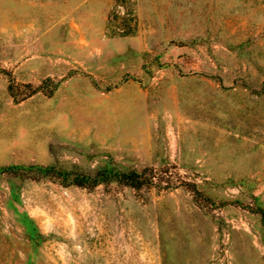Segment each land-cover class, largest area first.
Returning a JSON list of instances; mask_svg holds the SVG:
<instances>
[{"label":"rangeland","instance_id":"1","mask_svg":"<svg viewBox=\"0 0 264 264\" xmlns=\"http://www.w3.org/2000/svg\"><path fill=\"white\" fill-rule=\"evenodd\" d=\"M0 264H264V0H0Z\"/></svg>","mask_w":264,"mask_h":264},{"label":"trees","instance_id":"2","mask_svg":"<svg viewBox=\"0 0 264 264\" xmlns=\"http://www.w3.org/2000/svg\"><path fill=\"white\" fill-rule=\"evenodd\" d=\"M43 176H51L54 172V167H40ZM59 178L64 180V184L71 183L72 185L84 188H95L100 185H107L111 183H119L132 188H141L150 184V180L145 177V173H139L135 170H124L118 166H111L110 168H101L93 177L78 175L68 181L62 173H56Z\"/></svg>","mask_w":264,"mask_h":264}]
</instances>
